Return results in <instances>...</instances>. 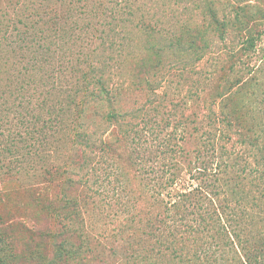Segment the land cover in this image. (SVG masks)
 Listing matches in <instances>:
<instances>
[{
    "label": "trees",
    "instance_id": "obj_1",
    "mask_svg": "<svg viewBox=\"0 0 264 264\" xmlns=\"http://www.w3.org/2000/svg\"><path fill=\"white\" fill-rule=\"evenodd\" d=\"M160 1L163 10H155ZM196 1L202 11L190 19L165 5L178 0L11 1L18 19L11 11L8 23L0 20V193L3 177L25 172L34 179L38 195L52 204L51 214L46 210L53 220L39 232L53 245L51 254L33 249L23 262L4 256L0 264L89 260L95 238L84 208L88 200L73 196L70 187L89 185L92 156H100L107 177L118 170L109 156L129 149L139 171L149 174L154 201L164 207L150 219L155 240L143 250L145 261L155 252L189 262L186 234L202 232L201 245H208L202 259L211 264H264V55L260 31L252 34L264 22V7L239 3L227 16L216 0ZM88 6L89 17L101 16L102 30L95 27L93 37L101 47L105 32L110 51L93 61L97 50L82 38L89 24L80 15ZM250 8L256 15L248 14ZM214 34L228 45L221 50L226 61L202 70ZM169 69L183 78L193 69L199 73L180 114L172 104L148 98L167 88ZM136 94L145 100L131 102ZM192 99L197 110L190 112ZM151 132L154 144L147 143ZM55 143H70L72 152L52 158ZM186 173L197 182L188 191L177 188ZM38 222L33 219L32 228ZM1 227L2 254L9 241ZM104 256L91 259L114 264Z\"/></svg>",
    "mask_w": 264,
    "mask_h": 264
},
{
    "label": "rangeland",
    "instance_id": "obj_2",
    "mask_svg": "<svg viewBox=\"0 0 264 264\" xmlns=\"http://www.w3.org/2000/svg\"><path fill=\"white\" fill-rule=\"evenodd\" d=\"M11 1L13 0H0V20L2 22L8 23L9 19H11V11L13 19H18L15 6L13 9L10 6L14 5L16 0H14V2ZM66 2L68 3V1ZM198 2L199 1H196L195 4L194 0H178L177 3H166L165 5L170 10V7L173 8L172 14H175L176 17L190 19L193 17L196 18L200 15L199 11H202V8L197 6ZM216 2L220 3L221 6H225L222 12L227 16L230 15L229 13L231 11L234 14V7L236 8L239 3L244 4L249 2L250 4H254L258 2L260 6L262 5L264 7V0H216ZM76 4L80 5L82 3ZM163 4L164 3L161 1L156 3L154 9L163 10ZM89 8H92V6L85 7L80 16L84 17V24H89L88 28L83 31V42L90 44V49L95 48L97 50V53L91 57L93 61L96 58L101 59L103 55L110 53V51L107 49L108 38L105 36V32L103 41L101 39V47L100 39L93 37L95 27L101 28L102 30V25H100L101 16H96L94 18L89 17L88 15L90 12L87 11ZM66 12L68 13L70 11L67 9ZM248 14L256 15L255 9H248ZM231 31L232 37L238 33L236 29H232ZM258 31H260L261 34L258 44L259 55H264V22L256 23L252 34L256 35ZM101 36H103V32H101ZM216 36L215 34L211 36L213 39L212 55L207 56L204 61L201 62L200 67L202 70L213 69L215 67L219 68V64H225L226 60H224L225 57H223L225 52H221V50L228 49V45H225V43L223 41L221 42ZM9 40L11 39L9 38ZM6 41H8V39ZM96 45H98V47H96ZM73 48L76 52L79 51L77 46H73ZM90 52L91 51H88V49H85V54H89ZM258 61V59L254 58L252 63ZM168 71L171 73L168 74L169 79L166 83L167 88L165 89V86L162 85V87L157 88L155 93H151L148 98L151 101L164 100L166 105L169 103L175 107V113L180 114L183 111L180 102L182 98L187 99V94L189 93L188 88L191 87V85L196 89V83L192 84V82L196 80L199 73H196V70L193 69L191 72H188L185 76L186 78H183L179 75L178 70L169 69ZM238 71L239 70L233 71L231 74L232 78L237 76L236 73ZM262 80L264 81V65ZM219 82H221V80L217 78L213 82V85L216 87V84L218 85ZM251 84H254V82L252 81ZM138 96L140 97L138 102L139 100H145L144 95L136 94L130 98V101L134 102L137 100L136 98ZM162 96L164 98H162ZM193 102L194 100L192 99L190 101L192 105L190 112L197 110L196 102ZM148 138V144H154L158 141L152 132L149 134ZM71 149L70 143L65 145L61 144L59 147L58 144L55 143L51 150V156L57 159L61 157L60 155H68L71 153ZM109 157V159L115 163L114 165L118 166V170L114 169V171L106 177L107 166L105 167V165L101 164L100 156L96 158L92 156V160L90 159L87 163L88 167L86 168L90 173L89 185L85 187L81 185L70 187V192L73 196H79V198L83 199L85 202L88 200L84 208L86 212L87 210L90 212L87 218L90 224L88 229L92 232L95 239L91 240L89 260H74L69 264H101V261L99 263L96 259H91L96 254L99 257L105 255L104 258L109 256L108 261L114 262V264H149V261L150 264H211V259H202L203 254L201 253V249L208 246L207 244L204 246L201 245L202 241L197 236L202 232L189 235L188 233L186 234L187 236H191V240H189V246H191V248H189V251L187 250V252H190L189 262L188 260H186L187 262H181L179 259L175 261L169 258H159V255L155 254V252L150 255L148 261L144 260L143 254H145V252H143V250L150 247L152 248L155 240L151 233L152 227L150 221L152 220L150 219H153V211L162 212L164 209L163 204L160 205L158 202L154 201L155 199L153 196L156 192L154 191L153 185L150 184L149 174L147 175L143 171H139L135 158L131 156L130 149L125 150V153L122 152V155L116 159L111 156ZM149 163L147 165H149ZM23 174H25V172L16 175L13 174L14 176L10 177H3L1 182L3 183L4 191L0 193V215L2 217L0 218V223H4V226L1 227L0 225V227L1 231L4 233L2 236L9 241L6 250L4 249L2 251L3 255L0 251V257L5 256L12 258L16 256L15 258H17L18 261L22 260V262L25 260L24 258L29 251L33 249H39L45 251L47 254H51L53 245L51 239L42 236L41 232H39V229L51 224L50 222L53 220L50 215L51 208H48L49 206L51 207L52 204L46 197L38 195L39 190L35 185V180L28 176L25 177ZM196 185L197 182L186 173L178 182L177 188L188 191ZM82 196H85L84 198H86V200L82 198ZM162 196L165 200L168 199L166 192H164ZM121 200L123 203H120ZM24 215L28 216L25 218L28 223L22 221ZM33 219L39 220L38 227L36 228H32ZM203 235L204 237L206 236V234ZM195 236L197 241L195 240L193 242L192 239ZM208 239L210 240V237ZM157 246L158 244H155V248ZM112 252H114L115 255L111 254ZM199 254L201 257L197 259L196 257L199 256Z\"/></svg>",
    "mask_w": 264,
    "mask_h": 264
}]
</instances>
